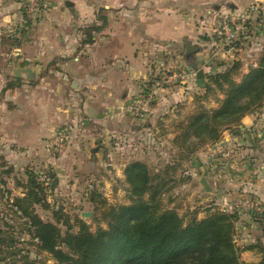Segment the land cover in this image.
<instances>
[{
	"label": "crops",
	"instance_id": "0c3cea01",
	"mask_svg": "<svg viewBox=\"0 0 264 264\" xmlns=\"http://www.w3.org/2000/svg\"><path fill=\"white\" fill-rule=\"evenodd\" d=\"M256 1L44 0V12L30 21L20 0H0V46L7 47L6 56L0 57V80L7 82L0 88L2 157L12 167L31 163L36 172L46 170L42 140L60 125L83 119V134L72 137L55 166L49 165L59 177L71 176L63 161L76 164L73 188L86 184L93 191L95 181L98 191L110 190L109 179L114 176L115 183L122 184L123 168L132 160L148 164L153 158L158 166L151 170H161L175 154L174 125L192 112L195 94L203 92L204 75L227 66L213 36L214 13L240 12ZM99 17L105 18L104 25ZM93 25L100 30L91 32L92 42L85 43L82 31ZM2 33L9 39H1ZM186 43L197 47L188 57ZM263 46L264 18L255 15L240 44L243 72ZM26 67L33 71L32 86L24 75L14 76L16 68ZM167 70H186L189 75L184 83L157 92L147 120L113 113ZM10 81L16 82L8 88ZM259 113L243 117L238 129L223 132L219 153L216 143L205 145L183 162L176 173L181 182L172 191L201 193L200 203L226 210L247 195L264 204V121ZM126 143L131 152L124 150ZM219 173L228 178L215 180ZM202 178L210 193L203 191ZM59 186H65L63 181Z\"/></svg>",
	"mask_w": 264,
	"mask_h": 264
},
{
	"label": "trees",
	"instance_id": "16d2710c",
	"mask_svg": "<svg viewBox=\"0 0 264 264\" xmlns=\"http://www.w3.org/2000/svg\"><path fill=\"white\" fill-rule=\"evenodd\" d=\"M98 20L106 23L103 17ZM99 30L94 25L83 29L84 42L91 43V32ZM242 67L236 60L204 75L203 92L195 94L192 112L174 125L171 145L175 154L161 170L155 172L137 160L124 166L128 204L108 205L96 188L88 191L87 200L98 213L94 220L106 228L91 231L79 215H69L64 207L51 203L53 173L48 174V185L31 168L20 178L13 176V189L3 187L1 193L5 210L0 213V264H40L27 253L21 254V244L34 246L54 264H264V257L258 263L241 261L240 254L255 247L241 249L235 243L237 213L211 206L203 218L184 220L176 208L163 203L164 195L181 182L175 176L183 162L205 145L217 143L223 132L238 129L243 117L263 108L264 46L254 65L246 72ZM210 98L215 107L205 105ZM3 164L4 173L12 176L13 167ZM38 209L49 211L51 218L44 220ZM253 221L264 225V211ZM22 236L29 241L21 242Z\"/></svg>",
	"mask_w": 264,
	"mask_h": 264
},
{
	"label": "rangeland",
	"instance_id": "374dc122",
	"mask_svg": "<svg viewBox=\"0 0 264 264\" xmlns=\"http://www.w3.org/2000/svg\"><path fill=\"white\" fill-rule=\"evenodd\" d=\"M3 37L1 39H4L8 35L7 33H2ZM9 39V38H5ZM6 43V42H5ZM7 54V47H2L0 46V57L1 56H6ZM12 67V66H11ZM2 68V63H0V69ZM11 68H8L7 71L10 72ZM17 69V68H16ZM7 72V73H8ZM34 77V76H33ZM25 81L29 82V85L32 86L35 80L32 78L31 80H27L25 78ZM11 83H15L16 81H10ZM7 84L5 79L0 80V88L5 87ZM1 95V94H0ZM1 96H0V105H1ZM205 105L209 108L215 107L214 101L212 98H210ZM67 124V123H66ZM62 124L59 127L66 125ZM70 125V124H68ZM59 127L54 131V133L59 129ZM53 136V135H52ZM51 136V137H52ZM45 138L43 139V144L50 139ZM136 141L134 140L131 143H135ZM127 147L124 148L125 151L131 152L132 147L130 146V143H126ZM1 147V146H0ZM65 150V149H64ZM62 151V153L64 152ZM2 152L0 149V213L5 210L4 208V199L1 197V193L4 188L8 189H13V176H17L18 178L21 177L23 174L24 170L26 168H30V164L28 163L27 165L23 166L21 165L20 167H13V174L12 176H7L4 171L5 167H2L6 163L4 158L2 157ZM48 157V156H47ZM48 159V158H47ZM48 161V160H47ZM73 161V160H72ZM138 161V160H137ZM148 164H145L150 168L154 169L156 166H158V163L153 160V158L148 159ZM142 162V161H141ZM49 163V161H48ZM56 163V162H55ZM47 164V163H46ZM9 165V164H8ZM45 163H42V167H44ZM49 165H47L46 170H43L41 172H37L38 174L40 173H46L47 175L49 173H53L56 176L57 179V184L55 185V190L53 192H49V200L51 203H53L55 206H62L66 210V212L69 215H79L80 218L89 226L91 231H95L96 228L102 227L106 228L105 223L101 221H95L94 217L98 216V213L93 209V206L91 204H88L87 202V196H88V187L85 186L86 184H82L80 188L72 187L74 184V179L77 178L78 176L76 175L77 171V166L72 167V162L69 164V160L63 161V165L66 166L65 168H68L69 173L71 176L68 174L64 176H57L55 174L54 170L51 171L49 168ZM51 166V165H50ZM55 166V165H54ZM162 167V165H161ZM72 168V169H70ZM53 169V168H52ZM124 169V168H123ZM178 172V171H177ZM83 177V176H82ZM176 179H179L177 177V174L175 176ZM82 179V178H81ZM80 179V180H81ZM115 177L113 176V179H109L111 183V188L110 190H100L99 193L101 196L105 199L106 203L108 205H124L129 203L128 199V194L126 192V184H124V181L122 184H116L114 181ZM63 181L65 186H59V182ZM5 181V185L2 184V182ZM84 179L83 182L84 183ZM69 184V185H68ZM93 188H96L95 181H92ZM68 185V186H67ZM14 195L18 194V191H13ZM204 198L203 194L198 193L197 195L193 194L191 191H184L181 189H176L175 191H171L170 193H167L163 197V203L166 207H173L177 208V212L179 213L184 220H188L192 217H196L198 219H201L205 216V211L210 208L206 207L208 205V202H202L200 203L201 199ZM218 210L225 211V212H235L238 214V222L235 225V235H234V240L235 243L240 247L241 249L246 248L248 246H254L255 248L252 250H245L240 254V259L241 261L245 263H258L261 261V259L264 257V225H260L259 223L253 221V216L248 211H243L235 209L233 205L226 210V208H221L216 206ZM38 214L44 219H50L51 214L49 211H44L41 209H38ZM81 212L89 213L90 216L88 217H81ZM1 216V214H0ZM254 223V227L251 226L252 223ZM253 227V228H251ZM64 230V228L62 227ZM20 241H29V238L26 236H22ZM19 249H21V254H28V256L31 259H36L40 264H54L53 260L45 253H39L36 248L32 245L28 244H21L18 246ZM18 259V258H17Z\"/></svg>",
	"mask_w": 264,
	"mask_h": 264
},
{
	"label": "built area",
	"instance_id": "2783aa9c",
	"mask_svg": "<svg viewBox=\"0 0 264 264\" xmlns=\"http://www.w3.org/2000/svg\"><path fill=\"white\" fill-rule=\"evenodd\" d=\"M23 16L26 20L35 21L44 12L47 4L44 0H20ZM217 23L213 30V36L221 48L223 60L227 65L239 60L240 44L248 35L255 15L264 18V0L256 1L243 11L215 12ZM254 65V64H252ZM189 75L186 70L163 71L151 82L147 91L130 98L125 104L119 106L113 113L115 115H126L135 120H147L151 114V104L157 92L172 86L175 83H184ZM264 121V109L259 113ZM85 121L79 119L74 124H66L61 127L44 144V150L48 156L51 166L55 165L58 157L66 148L72 137H79L85 129ZM221 143H216L215 152H220ZM215 180L221 181L228 178L227 174H216ZM39 181L43 185L50 184L51 180L46 173L39 174ZM233 207L239 210L248 211L251 216L257 217L264 211V204L252 197L241 196L233 202ZM224 211V210H223Z\"/></svg>",
	"mask_w": 264,
	"mask_h": 264
},
{
	"label": "water",
	"instance_id": "95a60500",
	"mask_svg": "<svg viewBox=\"0 0 264 264\" xmlns=\"http://www.w3.org/2000/svg\"><path fill=\"white\" fill-rule=\"evenodd\" d=\"M196 50L197 47H193L189 43H186L185 52H184L185 57L191 56L192 54H194ZM21 75H24L27 80H31L33 78V71L29 67L17 68L14 70V76L16 78H20ZM199 183L205 193H210V188L204 178H202ZM56 184H57V179H54L52 186L55 187ZM88 216H90L89 213H85V212L81 213V217H88Z\"/></svg>",
	"mask_w": 264,
	"mask_h": 264
}]
</instances>
